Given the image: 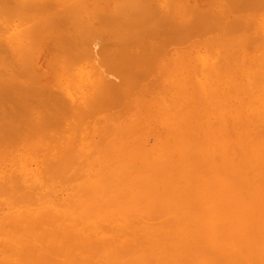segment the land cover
Returning a JSON list of instances; mask_svg holds the SVG:
<instances>
[{"label":"rangeland","instance_id":"obj_1","mask_svg":"<svg viewBox=\"0 0 264 264\" xmlns=\"http://www.w3.org/2000/svg\"><path fill=\"white\" fill-rule=\"evenodd\" d=\"M35 1L0 0L1 263L264 264V0Z\"/></svg>","mask_w":264,"mask_h":264},{"label":"bare ground","instance_id":"obj_2","mask_svg":"<svg viewBox=\"0 0 264 264\" xmlns=\"http://www.w3.org/2000/svg\"><path fill=\"white\" fill-rule=\"evenodd\" d=\"M20 1H21V0H20ZM32 1H33V0H32ZM148 1H149V0H148ZM148 1H147V2H148ZM150 1H151V0H150ZM230 1H231V0H230ZM246 1H247V0H246ZM249 1H251V0H249ZM260 1H261V0H260ZM7 2H8V1H7ZM26 2H27V4H28V2H31V0H30V1H29V0H26ZM38 2H39V3H38ZM38 2L36 3V1L34 0L33 2L29 3V5L26 4L25 6H27V7L25 8V7H24V3H25V1H24V3H23V0H22V2H20L19 5H20L21 7H23V9H30V10H27V11H30V12L33 11V12H34V11L36 10V11L39 13L38 10H41V9L43 8V6H44L45 3H41L40 1H38ZM42 2H43V1H42ZM44 2H45V1H44ZM203 2H204V1H203ZM206 2H207V1H206ZM209 2H211V1H209ZM213 2H214V1H213ZM226 2H227V1H226ZM236 2H237V1H236ZM261 2H262V1H261ZM216 3H217V2H216ZM216 3H215V4H216ZM223 3H224V1H223ZM228 3H229V2H228ZM232 3H233V1H232ZM238 3H239V2H238ZM238 3H236V4H238ZM245 3L247 4L248 2H245ZM11 4H12V3H11ZM11 4H10V5H11ZM13 4H14V3H13ZM31 4H32V5H31ZM37 4H39V5H37ZM46 4H47V3H46ZM211 4H212V3H211ZM236 4H234V5L236 6ZM252 4H253V3H252ZM252 4H250V5H252ZM10 5H9V6H10ZM17 5H18V4H17ZM19 5H18V6H19ZM30 5H31V6H30ZM36 5H37V6H36ZM41 5H43V6H41ZM53 5H54V4H53ZM53 5H52V6H53ZM221 5H222V4H221ZM229 5H230V3H229ZM33 6H34L35 8H34ZM38 6H40V7H38ZM217 6H219L218 3H217ZM223 6H224V5H223ZM225 6H226V5H225ZM225 6H224V7H225ZM240 6H241V3H240ZM243 6L245 7L246 5L244 4ZM257 6L259 7L260 5H257ZM32 7H33V8H32ZM37 7H38V9H37ZM189 7H190V6H189ZM196 7H197V6H196ZM196 7H195V8H196ZM212 7H213V6H212ZM212 7H211V8H212ZM219 7H221V6H219ZM229 7L231 8V6H229ZM248 7H249V5H248ZM255 7H256V6H255ZM3 8H5V7L3 6ZM8 8H9V7H8ZM45 8H46V7H45ZM225 8H226V10L228 9L227 6H226ZM238 8H239V6H238ZM241 8H242V7H241ZM241 8H240L239 11H241ZM250 8H252V7H250ZM256 8H257V7H256ZM256 8L253 7V9L258 10V8H257V9H256ZM262 8H264V6H262ZM262 8H260V9L262 10ZM10 9H12V8H10ZM32 9H34V10H32ZM180 9H181V8H180ZM185 9H186V8H185ZM208 9H209V7H208ZM208 9H207V10H208ZM215 9H216V8H215ZM218 9H219V8H218ZM220 9H222V8H220ZM233 9H234V8H233ZM243 9H244V10H245V9L248 10V8H243ZM260 9H259V10H260ZM13 10H15V9H13ZM13 10H12V11H13ZM16 10H17V9H16ZM198 10H200L199 7H198ZM228 10H229V9H228ZM235 10H236V9H235ZM0 11H1V10H0ZM36 11H35V12H36ZM167 11H168V10H167ZM167 11H166V12H167ZM192 11H193V10H192ZM222 11H223V10H222ZM237 11H238V10H237ZM252 11H253V10H252ZM7 12H9V11H7ZM13 12H14V11H13ZM33 12H32V13H33ZM196 12H197V11H196ZM202 12H203V11H202ZM215 12H216V11H215ZM217 12H218V11H217ZM250 12H251V10H250ZM4 13H5V12H4ZM22 13H23V12H22ZM42 13H43V12H42ZM144 13H145V12H144ZM163 13H164V12H163ZM180 13H181V12H180ZM257 13H258V11H257ZM1 14H2V13H1ZM10 14H11V13H10ZM13 14H14V13H13ZM28 14H30V13H28ZM35 14H36V13H35ZM166 14H167V13H166ZM202 14H203V13H202ZM209 14H210V13H209ZM220 14H221V13H220ZM224 14H225V13H224ZM8 15H9V14H8ZM164 15H165V14H164ZM213 15H214V14H213ZM215 15H217V14H215ZM215 15H214V16H215ZM250 15H251V14H250ZM2 16H3V14L1 15V18H2ZM13 16H14V15H13ZM22 16H23V15H22ZM29 16H30V15H29ZM41 16H42V15H41ZM159 16H160V15H159ZM180 16H182V15H180ZM200 16H201V15H200ZM218 16H219V13H218ZM222 16H223V14H222ZM30 17H31V16H30ZM35 17H36V16H35ZM35 17H34V18H35ZM38 17H39V16H38ZM53 17H54V16H53ZM165 17H166V16H165ZM197 17H198V15H197ZM220 17H221V16H220ZM223 17H224V16H223ZM225 17H227L226 14H225ZM231 17H232V16H231ZM248 17H249V16H248ZM31 18H32V17H31ZM216 18H217V17H216ZM10 19H11V18H10ZM51 19H52V18H51ZM167 19H168V17H167ZM212 19H213V18H212ZM222 19H223V20H222ZM222 19H220V20H221V21H224L225 18H222ZM236 19L238 20V18H236ZM239 19H240V18H239ZM241 19H242V18H241ZM0 20H1V19H0ZM161 20H162V19H161ZM180 20H181V19H180ZM190 20H191V19H190ZM196 20H197V19H196ZM204 20H205V19H204ZM214 20H215V19H214ZM225 20H226V19H225ZM229 20H230V19H229ZM232 20H233V19H232ZM250 20H251V19H250ZM250 20H249V21H250ZM173 21H174V20H173ZM194 21H195V20H194ZM208 21H209V20H208ZM210 21H211V20H210ZM212 21H213V20H212ZM227 21H228V20H227ZM227 21H226V23H228ZM260 21H261V20H260ZM171 22H172V20L170 21V23H171ZM179 22H180V21H179ZM201 22H202V21H201ZM216 22H217V20H216ZM238 22H239V21H238ZM241 22H243V21H241ZM241 22H240V24H241ZM146 23H147V22H146ZM164 23H165V22H164ZM186 23H187V22H186ZM210 23H211V22H210ZM217 23L219 24V22H217ZM217 23H216V24H217ZM226 23H225V25H226ZM230 23H231V22H230ZM1 24H2V23H1ZM165 24H166V23H165ZM214 24H215V23H214ZM223 24H224V22H223ZM223 24H221V25L224 26ZM234 24H235V23H234ZM242 24H243V23H242ZM250 24H251V23H250ZM14 25H15V24H14ZM152 25H153V24H152ZM169 25H170V24H169ZM177 25H178V23L176 24V26H177ZM184 25H185V24H184ZM221 25H220V26H221ZM40 26H41V25H40ZM51 26H52V25H51ZM150 26H151V25H150ZM153 26H154V25H153ZM220 26H219V27H220ZM222 26H221V27H222ZM227 26H228V25H227ZM236 26H238V25H236ZM241 26H242V25H241ZM243 26H244V25H243ZM247 26H249V22L247 23ZM247 26H246V27H247ZM11 27H12V26H11ZM148 27H149V26H148ZM250 27H251V25H250ZM1 28H2V27H1ZM1 28H0V29H1ZM3 28H4V27H3ZM37 28H38V27H37ZM150 28H151V27H150ZM173 28H174V27H173ZM195 28H197V27L195 26ZM216 28H217V27H216ZM228 28H229V27H228ZM228 28H223L224 31H225V29H226L225 33L227 32ZM251 28H252V27H251ZM251 28H250V29H251ZM42 29H43V28H42ZM164 29H165V28H164ZM185 29H186V28H185ZM214 29H215V28H214ZM45 30H46V29H45ZM193 30H194V29H193ZM240 30H241V28H240ZM240 30H236L237 32H236L235 34H238V33H239L238 31H240ZM245 30H246V29H245ZM38 31H39V29H38ZM191 31H192V30H191ZM200 31H201V30H200ZM209 31H211V30H209ZM218 31H219V29H218ZM220 31H221V30H220ZM224 31H223V32H224ZM228 31H229V30H228ZM231 31H232V30H231ZM243 31H244V30H243ZM246 31H248V28H247ZM39 32H40V31H39ZM146 32H147V31H146ZM154 32H155V31H154ZM154 32H152V33H154ZM214 32H215V31H214ZM233 32H234V31H233ZM248 32H250V31H248ZM33 33H35V32H33ZM159 33H160V32H159ZM200 33H201V32H200ZM46 34H47V33H46ZM212 34H213V33H212ZM222 34H223V33H222ZM222 34H221V35H222ZM235 34H233V35H235ZM241 34H242V33H241ZM241 34H240V35H241ZM248 34H249V33H248ZM49 35H50V34H49ZM161 35H162V34H161ZM177 35H178V34H177ZM180 35H182V34H180ZM196 35H197V34H196ZM198 35H199V34H198ZM198 35H197V36H198ZM223 35H224V34H223ZM228 35H229V34H228ZM228 35H226L227 38H228ZM231 35H232V34H231ZM231 35H230V36H231ZM165 36H166V35H165ZM182 36H184V35H182ZM236 36H237V35H236ZM247 36H248V35H247ZM20 37H21V36H20ZM202 37H204V36H202ZM231 37H232V36H231ZM234 37H235V36H234ZM245 37H246V36H245ZM252 37H254V35H253ZM160 38H162V36H161ZM164 38H165V37H164ZM217 38H218V37H217ZM227 38H226V39H227ZM236 38H237V37H236ZM255 38H256V37H255ZM255 38H254V39H255ZM164 40H165V39H164ZM203 40H204V39H203ZM228 40H229V38H228ZM11 41H12V40H11ZM14 41H15V40H14ZM172 41H173V40H172ZM204 41H205V40H204ZM206 41H207V40H206ZM254 41H255V40H254ZM141 42H142V41H141ZM167 42H168V41H167ZM182 42H183V41H182ZM185 42H186V41H185ZM242 42H243V41H242ZM20 43H21V42H20ZM22 43H23V42H22ZM24 43H25V42H24ZM142 43H143V42H142ZM142 43H141V44H142ZM147 43H148V42H147ZM149 43H151V42H149ZM152 43H153V42H152ZM186 43H187V42H186ZM141 44H140V45H141ZM144 44H145V43H144ZM167 44H168V43H167ZM231 44H232V43H231ZM235 44H236V42H235ZM14 45H15V43H14ZM16 45H17V44H16ZM147 45H148V44H147ZM137 46H138V45H137ZM245 46H247V45H245ZM160 47H161V46H160ZM168 47H169V46H168ZM168 47H167V48H168ZM147 48H149V47H147ZM162 48H163V47H162ZM244 48H245V47H244ZM247 48H248V47H247ZM152 49H153V48H152ZM247 50H248V49H247ZM140 52H141V51H140ZM151 52H152V51H151ZM134 54H135V53H134ZM1 56H2V55H1ZM134 56H135V55H134ZM14 57H15V56H14ZM135 57H136V56H135ZM160 57H161V56H160ZM132 59H135V58H132ZM146 60H147V59H146ZM4 61H5V60H4ZM133 61H134V60H133ZM138 61H139V60H138ZM136 62H137V61H136ZM149 62H150V61H149ZM153 62H154V60H153ZM134 63H135V62H134ZM1 64H2V63H1ZM140 64H141V63H140V61H139V65H140ZM150 64H152V62H151ZM129 65H130V64H129ZM133 65H135V64H133ZM141 66H142V65H141ZM152 66H153V65H152ZM152 66H151V67H152ZM135 67L137 68L138 66H135ZM131 68H132V67H131ZM136 68H135V69H136ZM145 68H146V67H145ZM152 68L154 69V66H153ZM152 68H151V69H152ZM153 69H152V73H154V70H153ZM143 70H144V69H143ZM146 70H147V69H146ZM139 71H140V70H139ZM148 71H150V70H148ZM131 72H132V71H131ZM137 72H138V70H137ZM144 72H145V71H144ZM145 73H146V72H145ZM139 75H140V74H139ZM154 76H155V75H154ZM132 77H133V76H132ZM143 77H144V76H143ZM137 78H138V77H137ZM139 78H140V76H139ZM150 79H151V78H150ZM150 79H149V80H150ZM13 80H14V79H13ZM99 80H100V78H99ZM153 80H154V77H153ZM156 80H157V79H156ZM11 81H12V80H11ZM15 81H16V80H15ZM132 81H133V80H132ZM17 82H18V81H17ZM118 83H119V82H118ZM132 83H133V82H132ZM11 84H12V83H11ZM11 84H10V85H11ZM7 85H9V84L7 83ZM16 85H18V84H16ZM16 85H15V86H16ZM4 86H5V85H4ZM8 87H9V86H8ZM8 87H7V88H8ZM12 87H13V86H12ZM19 87H20V86H19ZM15 88H16V87H15ZM22 89H23V88H22ZM25 89H26V88H25ZM12 90H13V89H12ZM16 90H17V89H16ZM2 91H3V89H2ZM27 91H28V90H27ZM10 93H11V91H10ZM28 93H29V92H28ZM5 94L8 95L9 93H5ZM0 95H1V97H5V98L8 100L7 95L4 96L3 93L0 94ZM2 95H3V96H2ZM11 95H12V94H11ZM11 95H10V96L8 95V96L12 98ZM31 95H32V94H31ZM24 96H25V95H24ZM1 97H0V99L2 100ZM13 97H14V96H13ZM17 97H18V95H17ZM23 98H25V97H23ZM14 99H15V98H14ZM52 99H53V98H52ZM9 100H10V98H9ZM3 101H4V100H3ZM12 101H13V100H12ZM18 101H19V100H17V102H18ZM24 101H25V100H24ZM27 101H28V100H27ZM5 102H6V101H5ZM14 102H15V101H14ZM36 102H37V101H36ZM0 103H1V102H0ZM28 103H29V102H28ZM17 105H18V104H17ZM19 105H21V104H19ZM27 107H28V106H27ZM20 108L22 109V106H21ZM23 108H24V107H23ZM28 108H29V107H28ZM9 110H10V109H9ZM25 110H26V107H25ZM4 111H5V110H4ZM22 111H23V110H22ZM5 112H6V111H5ZM17 112H18V111H17ZM19 113H20V112H19ZM24 114H25V113H24ZM54 114H55V113H54ZM4 115H6V114H4ZM16 115H17V114H16ZM19 115H20V114H19ZM19 115H18V116H19ZM8 116H9V115H8ZM12 116H13V115H12ZM18 116H17V117H18ZM26 116H27V115H26ZM22 117H23V116H22ZM24 118H25V117H24ZM53 119H54V118H53ZM8 120H9V119H8ZM37 120H38V119H37ZM9 121H10V120H9ZM21 121H22V119H21ZM5 122H6V121H5ZM16 122H17V121H16ZM25 122H26V120H25ZM25 122H23V123H25ZM6 124H7V123H6ZM11 124H12V123H11ZM15 124H16V123H15ZM0 125H3V124H0ZM12 125H14V124H12ZM41 125H42V124H41ZM7 126H8V124H7ZM2 128H3V127H2ZM12 128H13V126H12ZM6 129H7V128H6ZM8 129H9V128H8ZM17 130H18V129H17ZM5 131H6V130H5ZM10 131H11V130H10ZM3 133H4V132H3ZM13 133H14V132H13ZM193 133H194V132H193ZM198 133H200V132H198ZM17 134H18V133H17ZM23 134H24V133H23ZM2 135H3V134H2ZM8 136H9V135H8ZM15 136H16V135H15ZM41 136H42V134H41ZM13 137H14V136H13ZM15 138H17V137H15ZM40 138H41V137H40ZM38 142H39V141H38ZM228 151H229V150H228ZM217 155H218V154H217ZM236 155H237V154H236ZM239 156H240V155H239ZM34 157H35V156H34ZM235 158H236V157H235ZM38 161H39V160H38ZM65 163H66V162H65ZM66 164H67V163H66ZM11 177H13V176H11ZM246 180H247V179H246ZM261 206H262V205H261ZM235 211H236V210H235ZM248 221H249V220H248ZM47 232H48V231H47ZM47 232H46V233H47ZM54 232H56V231H54ZM54 232H53V233H54ZM249 232H250V231H249ZM2 233H3V232H2ZM2 233H1V231H0V235H2ZM46 233H45V234H46ZM15 234L17 235L18 232H15ZM20 234H21V233H20ZM47 234H48V233H47ZM49 234H50V231H49ZM13 235H14V234H13ZM16 235H14V237H16ZM50 235H52V234H50ZM6 236L8 237V236H10V235L6 234ZM6 236H5V237H6ZM39 236H41V235L38 234V237H39ZM52 236H53V235H52ZM7 237H6V238H7ZM17 237H18V235H17ZM217 237H218V236H217ZM52 238H53V237H50L49 235H48V236L45 235L44 240H46L47 244L49 243L50 246H51L50 239H52ZM8 239H11V238L8 237ZM40 239H41V237H40ZM40 239H39V241H40ZM224 239H225V238H224ZM0 240H1V239H0ZM226 240H227V239H226ZM261 240H262V239H261ZM39 241H38V243H39ZM0 242H1V241H0ZM4 242H5V240H4ZM54 242H55V240H54ZM54 242H53V244H54ZM55 243H56V242H55ZM49 244H48V245H49ZM1 245H2V247H6V246H7L6 244L4 245L3 243H1ZM238 245H239V244H238ZM27 246H29V245H27ZM32 246H35V243H34V245L31 244V246H29V248L32 247ZM53 246H55V244H54ZM8 247H9V246H7V248H8ZM55 247H57V246H55ZM7 248H4V249L6 250ZM80 248H81V247H80ZM8 249L11 250V252H13L12 249H11L10 247H9ZM27 249H28V247H27ZM32 249H33V248H32ZM62 249H63V248H62ZM81 249H82V248H81ZM9 250H8V251H9ZM25 250H26V249H25ZM196 250H197V249H196ZM29 251H30V250H29ZM200 251H202V249H201ZM204 251H205V250H204ZM2 252H6L4 255L7 254V251H3V249H2ZM26 252L29 254L28 250H27ZM26 252H25V255L27 254ZM43 252H45V251H43ZM43 252H41V253H43ZM198 252H199V251H198ZM15 253H16V252H15ZM30 253H33V252L30 251ZM41 253L39 252L38 255L40 254L39 256H42V255H43V256H47V255H44V254H41ZM200 253H201V252H200ZM12 254H13V253H12ZM33 254H34V253H33ZM35 254H36V252H35ZM45 254H46V253H45ZM9 255H10V254H7V256H9ZM14 255H16V254H13L12 257H13ZM25 255H23L22 258H24V259L26 260V256H25ZM38 255H37V256H38ZM27 256H28V255H27ZM31 256H32V255H29L28 257H31ZM34 256H36V255H34ZM43 256H42V258H43ZM81 256H82V254H81ZM18 257H19V259H17ZM20 257H21V256H19L18 253H17V257L14 256V258H16L17 261H19V260L22 261L23 259L20 258ZM47 257H49V256H47ZM47 257H44V258H46L45 260H44V259L40 260L41 257H39V258H38V257H34V258H37L39 261H42V263L45 264L44 261L49 260V258L47 259ZM50 257H51V256H50ZM57 257H58V256H57ZM65 257H66V256H65ZM65 257H64V258H65ZM14 258H13V259H14ZM219 258H220V257H219ZM29 259H31V258H29ZM29 259H28V260H29ZM52 259L54 260V258L51 257L50 262H51ZM221 259H222V258H221ZM25 260H23L22 262L19 261L20 263H19V262H18V263H19V264H21V263L24 264ZM28 260H27V261H28ZM38 260L35 259V261H34V260L31 259V260H29V262H31L30 264H41V262H38ZM43 260H44V261H43ZM53 260H52V261H53ZM60 260H61V259H60ZM212 260H213V259H212ZM229 260H230V259H229ZM251 260H252V259H251ZM10 261L12 262V260H10ZM17 261H16V263H17ZM27 261H26V263H29V262H27ZM33 261H34V263H33ZM36 261H37V263H36ZM71 261H72V260H69V262H71ZM75 261H76V260H75ZM75 261H74V262H75ZM88 261H90V260H88ZM218 261H219V260H218ZM237 261H238V260H237ZM47 262H48V263H46V264H50L49 261H47ZM56 262H59V261H55V260H54V262H51V264H56ZM61 262H62V261H61ZM61 262H60L59 264H62ZM74 262H71V263L74 264ZM90 262H91V261H90ZM4 263H5V264H7V263H8V264H11V263H9V262H7V261L4 262ZM13 263H14V262H13ZM18 263H17V264H18ZM67 263H68V262H67ZM92 263H93V261H92ZM94 263H95V262H94ZM0 264H3V262L1 263V261H0ZM77 264H78V263H77ZM239 264H240V263H239Z\"/></svg>","mask_w":264,"mask_h":264}]
</instances>
